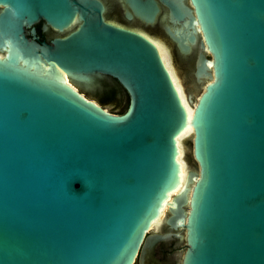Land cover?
Returning a JSON list of instances; mask_svg holds the SVG:
<instances>
[{
    "label": "water",
    "instance_id": "obj_1",
    "mask_svg": "<svg viewBox=\"0 0 264 264\" xmlns=\"http://www.w3.org/2000/svg\"><path fill=\"white\" fill-rule=\"evenodd\" d=\"M127 1L145 22L159 12ZM160 1L159 40L194 54L197 168L166 204L185 228L182 264H264V0ZM104 11L101 0H0V264H133L172 236L148 231L180 182L187 112L159 37ZM39 21L62 35L39 42ZM106 77L128 93L122 114L87 93Z\"/></svg>",
    "mask_w": 264,
    "mask_h": 264
},
{
    "label": "flooded vegetation",
    "instance_id": "obj_2",
    "mask_svg": "<svg viewBox=\"0 0 264 264\" xmlns=\"http://www.w3.org/2000/svg\"><path fill=\"white\" fill-rule=\"evenodd\" d=\"M101 1L105 6L104 16L107 20L124 28L138 31L145 35L150 34L147 28L155 26L161 30L163 36L165 37L162 27L163 21L161 16L164 13H168L169 8L160 0H156L159 7V12L155 16L154 21L149 23L145 22L135 14L132 6L128 3L127 0ZM185 3L189 5L188 1H185ZM34 27L36 29V35L38 37L37 40L39 42H50L52 38L60 37L62 35L52 29L50 26H47L44 29L43 21H39L34 25ZM27 32V35L30 36L29 28L27 29ZM174 49L175 52H177L175 47ZM114 79L115 78L113 77H106L99 81L111 80L112 82H114ZM103 105L105 106V104ZM169 217L170 215L167 214L163 218H161V220L159 219L160 222L158 221L154 223V225H152L150 230L148 231V234H164L169 232L172 234V236L169 239L159 241L151 249L148 246H145L144 249L143 247H141L133 264H182L183 253L187 248V241L184 236L185 228L181 226L174 228L168 222ZM179 233L183 235L182 238L178 236Z\"/></svg>",
    "mask_w": 264,
    "mask_h": 264
},
{
    "label": "rangeland",
    "instance_id": "obj_3",
    "mask_svg": "<svg viewBox=\"0 0 264 264\" xmlns=\"http://www.w3.org/2000/svg\"><path fill=\"white\" fill-rule=\"evenodd\" d=\"M147 30L150 33L149 35L159 37L158 39L160 40L162 39V37L164 39V36L159 28L154 26V27L147 28ZM163 46L166 49V56H167L169 65L171 69L173 70V72L175 73L177 79L181 83V86L183 88V94L185 96L186 89L188 90L195 89V86L192 80V75H191L194 54H190L186 56L181 55L175 52L174 47L169 42H167V46L165 44ZM112 85H114V83L111 80L99 81V85L90 89L89 95L96 98L97 95L102 94L105 89H107L108 87ZM121 98H122L121 95L117 92L116 96L110 101V103L105 104L104 107L110 112L120 114L117 112L118 109L115 107L116 105L120 104ZM189 136L190 135L186 134L181 139V146H182V151H183L182 160L184 162L185 170H187L189 167L197 168V164L194 161L193 154H192V140ZM165 215H167L166 209L165 211L163 210V213L161 214L160 217L163 218Z\"/></svg>",
    "mask_w": 264,
    "mask_h": 264
},
{
    "label": "bare ground",
    "instance_id": "obj_4",
    "mask_svg": "<svg viewBox=\"0 0 264 264\" xmlns=\"http://www.w3.org/2000/svg\"><path fill=\"white\" fill-rule=\"evenodd\" d=\"M150 39L154 42V44L157 46L158 48V51H159V54L170 74V77L173 81V84L179 94V97H180V100L187 112V122L184 126V129L178 134V136L176 137V144H177V156H176V159L178 161V164H179V178H180V182L177 184V186L171 190L168 194V197L166 198L165 202L163 203V205L159 208V211H158V214L156 216V218L152 221L151 223V226L154 225V223L158 222L159 219L161 218V214L163 213V210L165 211L166 209V204L168 201H171V205L174 206V202L171 200V197L173 194H177L179 192H181L185 186H186V183H185V180H186V171L185 170V167H184V162L182 160V146H181V139L183 136H185L186 134H190L192 132V127H191V124H190V118H191V114H192V109L190 108L189 104L187 103L186 101V97L184 96L183 94V88L181 86V83L179 82V80L177 79L175 73L173 72V70L171 69L170 65H169V62H168V59H167V56H166V49L165 47L163 46L164 44L161 43L159 41V39H154V38H151ZM58 77L63 80L64 82H68V80L66 79L65 77V74L63 73H58ZM177 223H182V220L180 219H177Z\"/></svg>",
    "mask_w": 264,
    "mask_h": 264
},
{
    "label": "trees",
    "instance_id": "obj_5",
    "mask_svg": "<svg viewBox=\"0 0 264 264\" xmlns=\"http://www.w3.org/2000/svg\"><path fill=\"white\" fill-rule=\"evenodd\" d=\"M114 85L108 87L107 89L104 90V92L100 95L96 96V99L101 103V104H107L110 103V101L116 96L117 92L121 95V102L119 105H116L115 108L118 109V113L122 114L124 113L129 104V96L125 88L116 80L114 79ZM89 94V92H87Z\"/></svg>",
    "mask_w": 264,
    "mask_h": 264
}]
</instances>
